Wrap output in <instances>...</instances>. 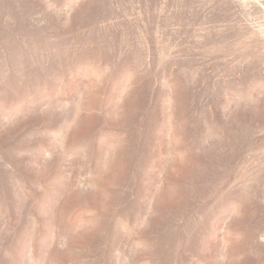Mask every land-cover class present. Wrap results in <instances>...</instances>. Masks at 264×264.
<instances>
[{"label": "rangeland", "instance_id": "rangeland-1", "mask_svg": "<svg viewBox=\"0 0 264 264\" xmlns=\"http://www.w3.org/2000/svg\"><path fill=\"white\" fill-rule=\"evenodd\" d=\"M0 264H264V0H0Z\"/></svg>", "mask_w": 264, "mask_h": 264}]
</instances>
